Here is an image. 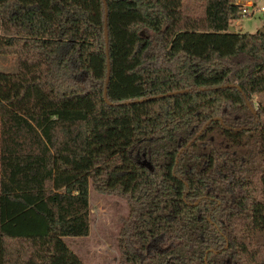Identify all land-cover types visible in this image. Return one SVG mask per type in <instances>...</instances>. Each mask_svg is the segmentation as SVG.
I'll return each mask as SVG.
<instances>
[{"label":"trees","instance_id":"16d2710c","mask_svg":"<svg viewBox=\"0 0 264 264\" xmlns=\"http://www.w3.org/2000/svg\"><path fill=\"white\" fill-rule=\"evenodd\" d=\"M107 3L114 105L103 0H0V264H86L90 186L127 197L123 264H264V32L236 0Z\"/></svg>","mask_w":264,"mask_h":264},{"label":"rangeland","instance_id":"374dc122","mask_svg":"<svg viewBox=\"0 0 264 264\" xmlns=\"http://www.w3.org/2000/svg\"><path fill=\"white\" fill-rule=\"evenodd\" d=\"M256 1L264 5V0ZM234 25L238 31L258 32L264 28V12L242 16ZM17 69L15 57L0 54V70L14 72ZM260 102H264V92L253 96V105L257 110ZM90 202V234L82 237L68 236L65 241L86 264H123L119 236L129 212L127 197L118 192H100L90 186Z\"/></svg>","mask_w":264,"mask_h":264},{"label":"water","instance_id":"95a60500","mask_svg":"<svg viewBox=\"0 0 264 264\" xmlns=\"http://www.w3.org/2000/svg\"><path fill=\"white\" fill-rule=\"evenodd\" d=\"M104 4H105V40H106V46H107V55H108V59H107V79H106V86H105V91H104V99L108 104L114 105L112 102L109 101L108 99V94H107V86L110 82V78H111V62H110V58H109V51H108V46H109V7H108V3L107 0H103ZM231 30H235L234 26L231 27ZM261 32H264V28L260 30ZM229 87H233L235 86L234 84H229L227 85ZM239 87V86H238ZM189 89H185V90H180V91H172V92H168L166 94H159V95H155V96H149V97H145V98H141V99H135V100H129L124 102V104H132V103H142V102H146V101H151L157 98H163V97H170L173 96L175 94L178 93H185V92H189ZM247 104L249 106V109L253 112V114H257V109L254 107V105L250 102L247 101ZM213 120H220L223 123V120L221 118H214L212 120H209L204 126L203 128L198 132V134L191 140V142L188 143V147L196 141V139L204 132L205 128L213 121ZM150 169H153L151 164L149 163H145ZM197 204V203H196Z\"/></svg>","mask_w":264,"mask_h":264},{"label":"built area","instance_id":"2783aa9c","mask_svg":"<svg viewBox=\"0 0 264 264\" xmlns=\"http://www.w3.org/2000/svg\"><path fill=\"white\" fill-rule=\"evenodd\" d=\"M236 2L242 4L243 16H253L256 13L264 12V5H260L256 0H236Z\"/></svg>","mask_w":264,"mask_h":264},{"label":"crops","instance_id":"0c3cea01","mask_svg":"<svg viewBox=\"0 0 264 264\" xmlns=\"http://www.w3.org/2000/svg\"><path fill=\"white\" fill-rule=\"evenodd\" d=\"M261 1V0H260ZM257 2H259V1H257ZM235 23V22H234ZM234 26V28L236 29V26L235 25H233ZM237 30V29H236Z\"/></svg>","mask_w":264,"mask_h":264}]
</instances>
